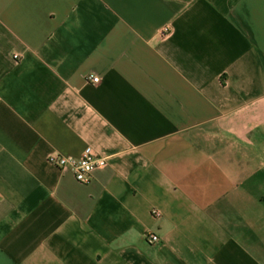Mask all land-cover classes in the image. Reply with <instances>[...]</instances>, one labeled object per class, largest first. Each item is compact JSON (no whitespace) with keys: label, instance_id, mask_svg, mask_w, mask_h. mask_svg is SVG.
Masks as SVG:
<instances>
[{"label":"crops","instance_id":"0c3cea01","mask_svg":"<svg viewBox=\"0 0 264 264\" xmlns=\"http://www.w3.org/2000/svg\"><path fill=\"white\" fill-rule=\"evenodd\" d=\"M0 264H264V0H0Z\"/></svg>","mask_w":264,"mask_h":264},{"label":"built area","instance_id":"2783aa9c","mask_svg":"<svg viewBox=\"0 0 264 264\" xmlns=\"http://www.w3.org/2000/svg\"><path fill=\"white\" fill-rule=\"evenodd\" d=\"M17 58V55H14ZM96 83L99 77H91ZM48 161L59 168H67L72 171L75 179L80 182H88L92 173L106 165L107 157L93 151L90 146H86L79 156H65L60 154H51ZM146 240L149 243L159 241V237L151 232H146Z\"/></svg>","mask_w":264,"mask_h":264}]
</instances>
